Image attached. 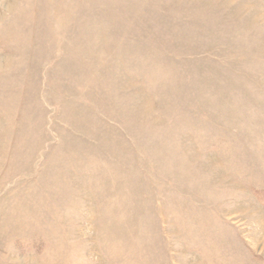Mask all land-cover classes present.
Returning <instances> with one entry per match:
<instances>
[{
  "label": "rangeland",
  "instance_id": "obj_1",
  "mask_svg": "<svg viewBox=\"0 0 264 264\" xmlns=\"http://www.w3.org/2000/svg\"><path fill=\"white\" fill-rule=\"evenodd\" d=\"M0 264H264V0H0Z\"/></svg>",
  "mask_w": 264,
  "mask_h": 264
}]
</instances>
